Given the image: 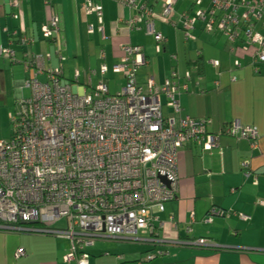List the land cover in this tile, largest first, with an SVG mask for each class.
<instances>
[{
    "label": "crops",
    "instance_id": "0c3cea01",
    "mask_svg": "<svg viewBox=\"0 0 264 264\" xmlns=\"http://www.w3.org/2000/svg\"><path fill=\"white\" fill-rule=\"evenodd\" d=\"M245 1L236 10L242 13L247 4L261 3L263 17L253 31L264 35V2ZM98 3L103 8L102 24L94 12L83 10L79 0H0V50L5 51L0 60L9 62L13 71L23 67L26 53L29 59L41 55L47 67L61 69L62 84L90 89L98 77L93 76L91 83L89 75L100 68L102 53L109 68L120 60L125 44L141 47L146 63L136 79L146 88L148 77H155L153 91L160 95L164 114L176 120L185 116L205 119L207 132L219 134L220 140L211 152L193 143L180 149L178 195L166 203L156 225L162 224L160 245L98 239L89 249V264H264V64L258 73L253 68L255 54L264 47L252 44L244 31L235 41L215 28L209 31L208 20L186 29L184 17H195L200 8L209 10L212 0H202L200 6L192 0H174L168 16L164 15L165 0H137L135 7L114 0ZM143 5L153 12L161 42L142 26L130 29L129 21L141 14ZM55 17L60 33L55 40L44 41L42 28ZM187 32L194 39H187ZM74 70L80 74L78 81L68 75ZM173 73L186 85L175 93L180 113L167 106L162 92ZM38 78L47 81L44 73H38ZM24 81L16 86L23 87ZM17 97L21 99L19 91ZM236 120L258 129L255 146L223 133ZM246 160L252 172L249 177L242 167ZM143 235L153 234L146 231ZM199 238L216 246H189ZM174 242L182 243L176 246ZM130 243L141 247L126 245ZM19 249L26 255L18 257ZM70 249L69 238L0 230V264H75L64 260Z\"/></svg>",
    "mask_w": 264,
    "mask_h": 264
},
{
    "label": "built area",
    "instance_id": "2783aa9c",
    "mask_svg": "<svg viewBox=\"0 0 264 264\" xmlns=\"http://www.w3.org/2000/svg\"><path fill=\"white\" fill-rule=\"evenodd\" d=\"M98 1L79 0L83 10L94 12L102 24L103 8ZM114 1L135 7L137 0ZM192 1L197 6L202 3ZM237 1L240 0H212L209 10L200 8L195 17L186 15L184 27L192 30L198 21L208 20L209 31L220 30L231 41L244 31L252 44L264 47V35L253 31L255 22L263 17L261 3L247 4L241 13L236 9L246 1L241 0L239 5ZM165 4L164 15L168 16L175 3L165 0ZM129 24L131 30L142 26L157 42L163 39L156 32L153 12L146 5ZM100 29L104 34V28ZM59 33L56 17L42 28L44 41L55 40ZM186 38L194 39L191 32ZM122 51L112 69L127 82L117 95L110 93L104 80L109 72L104 53L100 68L89 75V82L93 76L99 80L91 93L79 84L62 85L61 69L52 70L41 55L29 59L30 54L26 53L25 67L35 63L37 72L46 74L47 81L36 77L24 81L29 97L21 96L18 101L12 137L0 139V230L69 238L71 249L64 258L67 263L89 264L86 249L98 239L160 245L162 224L156 225L166 203L178 195L180 149L188 143L209 152L219 146L220 135L207 132L205 119L185 116L176 120L166 116L160 95L153 91L155 77H148L146 88L136 79L138 69L146 63L141 49L125 44ZM3 52L0 50V54ZM263 64L264 49L255 54L254 71L258 73ZM79 76L77 71L76 81ZM177 77L173 73L162 92L167 106L180 113L175 93H181L186 85L180 84ZM223 133L246 139L252 146L260 138L256 127L238 120ZM242 167L249 177L250 161H244ZM62 221L66 228H56ZM146 231L153 235L144 236ZM189 246L216 245L199 238ZM24 255V249L17 251L18 257Z\"/></svg>",
    "mask_w": 264,
    "mask_h": 264
},
{
    "label": "rangeland",
    "instance_id": "374dc122",
    "mask_svg": "<svg viewBox=\"0 0 264 264\" xmlns=\"http://www.w3.org/2000/svg\"><path fill=\"white\" fill-rule=\"evenodd\" d=\"M4 62H5L4 60H0V139L9 140L12 137V132H13L12 120L16 115L17 106H18L17 104L19 99L17 97V93L19 91L21 93V96L24 95L23 97L28 98L30 91L28 88L25 87L19 88V86H16L17 85L16 83L18 81L26 80L27 73L25 72L23 67L21 65L14 67L12 71L9 62H6L8 65L5 64ZM109 70H110L109 73L106 75V80L109 82L111 94L117 95L121 90V88L126 85V80L123 79L121 76L115 75L113 73L112 67H109ZM75 74H76L75 70L70 72V74L68 73V75H70L72 78H75ZM97 83L98 80H94L93 86L95 87ZM91 88L92 87H90V89ZM90 89H88L89 93H91ZM55 226L58 229H65L66 223L65 221H62L57 223V225ZM31 228H41V227L32 226ZM126 245H129L131 247H141V244L138 243H130ZM90 248H87L86 252L89 253ZM157 260H160V257ZM145 264H149V263H145Z\"/></svg>",
    "mask_w": 264,
    "mask_h": 264
},
{
    "label": "trees",
    "instance_id": "16d2710c",
    "mask_svg": "<svg viewBox=\"0 0 264 264\" xmlns=\"http://www.w3.org/2000/svg\"><path fill=\"white\" fill-rule=\"evenodd\" d=\"M239 2H241V0L239 1ZM238 1H237V3H238V5L240 4ZM165 7H166V4H165ZM138 47V46H137ZM140 49H141V47H139ZM141 51H142V49H141ZM143 52V51H142ZM27 58L25 57V55H24V60L22 61V64L25 62V60H26ZM32 63V62H31ZM23 67H24V70H25V72L27 73V76H26V79H28V78H30V77H36V78H38V69H37V66L35 65V63H33V64H30L29 65V67L28 68H26L25 67V65L23 64ZM49 68V67H48ZM36 71V72H35ZM35 73H37V74H35ZM109 73V72H108ZM107 73V74H108ZM114 73V72H113ZM62 71H61V74H60V77L62 76ZM106 74V75H107ZM115 74V73H114ZM106 75L104 76V80L106 81V84L108 85V83H107V80H106ZM115 75H117V76H121V77H123V75H119V74H115ZM59 77V78H60ZM125 80H126V78L125 77H123ZM39 79V78H38ZM40 80V79H39ZM40 81H42V80H40ZM126 82H127V80H126ZM62 84V83H61ZM62 85H64V84H62ZM92 88H93V86H92ZM92 88H91V90H92ZM245 173V172H244ZM175 200V199H174ZM36 225V224H35ZM28 233H30V232H28ZM32 233V232H31ZM149 254H152V253H149ZM140 261H142V260H140ZM140 261H138L137 263H139Z\"/></svg>",
    "mask_w": 264,
    "mask_h": 264
},
{
    "label": "bare ground",
    "instance_id": "6f19581e",
    "mask_svg": "<svg viewBox=\"0 0 264 264\" xmlns=\"http://www.w3.org/2000/svg\"><path fill=\"white\" fill-rule=\"evenodd\" d=\"M147 6V5H146ZM149 7V6H148Z\"/></svg>",
    "mask_w": 264,
    "mask_h": 264
}]
</instances>
